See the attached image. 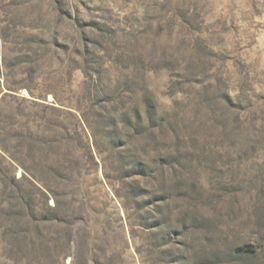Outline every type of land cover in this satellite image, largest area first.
Segmentation results:
<instances>
[{"label":"rangeland","instance_id":"rangeland-1","mask_svg":"<svg viewBox=\"0 0 264 264\" xmlns=\"http://www.w3.org/2000/svg\"><path fill=\"white\" fill-rule=\"evenodd\" d=\"M0 264H264V0H0Z\"/></svg>","mask_w":264,"mask_h":264}]
</instances>
